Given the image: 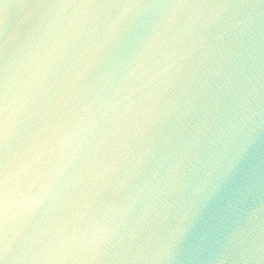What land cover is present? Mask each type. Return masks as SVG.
<instances>
[{
	"label": "clouds",
	"instance_id": "clouds-1",
	"mask_svg": "<svg viewBox=\"0 0 264 264\" xmlns=\"http://www.w3.org/2000/svg\"><path fill=\"white\" fill-rule=\"evenodd\" d=\"M18 10L0 264H264V0Z\"/></svg>",
	"mask_w": 264,
	"mask_h": 264
},
{
	"label": "water",
	"instance_id": "water-1",
	"mask_svg": "<svg viewBox=\"0 0 264 264\" xmlns=\"http://www.w3.org/2000/svg\"><path fill=\"white\" fill-rule=\"evenodd\" d=\"M27 0H0V36L5 29L8 32L17 30L21 13L18 7L21 3H26Z\"/></svg>",
	"mask_w": 264,
	"mask_h": 264
}]
</instances>
